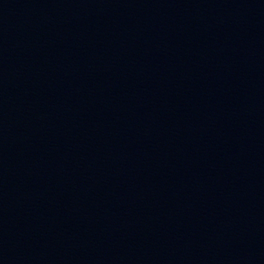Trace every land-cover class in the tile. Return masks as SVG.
Returning <instances> with one entry per match:
<instances>
[{
	"label": "water",
	"instance_id": "water-1",
	"mask_svg": "<svg viewBox=\"0 0 264 264\" xmlns=\"http://www.w3.org/2000/svg\"><path fill=\"white\" fill-rule=\"evenodd\" d=\"M0 264H264V0H0Z\"/></svg>",
	"mask_w": 264,
	"mask_h": 264
}]
</instances>
